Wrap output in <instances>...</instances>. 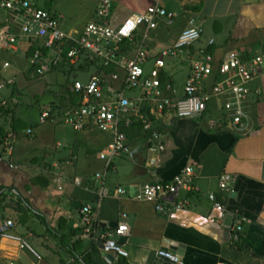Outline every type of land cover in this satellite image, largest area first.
Masks as SVG:
<instances>
[{
  "label": "crops",
  "instance_id": "obj_1",
  "mask_svg": "<svg viewBox=\"0 0 264 264\" xmlns=\"http://www.w3.org/2000/svg\"><path fill=\"white\" fill-rule=\"evenodd\" d=\"M100 1L31 0L36 9L58 18L62 32L74 40L95 20ZM107 1V20L113 27L153 4L175 15L170 25L162 22L156 30L141 27L136 32L135 38L145 34V48L151 54L170 47L193 18L203 33L189 48L191 55L203 50L212 55L215 64L230 51L244 59L264 57V0ZM7 23L9 15L0 10V24ZM209 40L213 41L210 46ZM138 47L125 56L133 58ZM26 49L21 44L15 53H0V77L12 78L16 86L33 78L26 68ZM5 63L10 67L4 71ZM148 64L145 71L150 69ZM116 69L121 78L123 73ZM163 70L166 83L174 90L166 95L181 98L190 73L187 55L165 58ZM215 81L214 72L206 89ZM248 87L250 93L243 101L247 118L237 128L228 123L210 128L211 121L220 123L224 115L216 99L209 100L197 120L177 118L170 112L153 117L152 128L163 145L156 153L149 152V134L138 121L122 126L129 152L115 157L107 171L98 154L113 141L111 132L93 127L76 131L59 120L39 125V111L34 109L24 130L11 135L10 154L0 156V227L11 221L9 232L32 251L0 239V264H143L160 251L178 256L183 264H264V75ZM126 95L147 114L139 90ZM17 106L15 115L19 117L24 107ZM28 130L30 134H26ZM149 160L154 161L153 166L148 165ZM8 163L18 168L10 169ZM188 166L194 169L198 190L179 191L177 199L186 202L182 209L159 213L153 202L136 200L139 186L170 183ZM97 174H105L106 196L99 195ZM223 175L234 178L226 188L220 186ZM117 188H123L126 195H114ZM209 194L224 206V213L213 208ZM85 206L91 207L89 236H83L80 220ZM122 215L129 230L120 242L127 253L123 258L101 250L102 237L112 232ZM240 218L249 223L241 224L240 238L232 242V229ZM172 247L177 248L175 253Z\"/></svg>",
  "mask_w": 264,
  "mask_h": 264
},
{
  "label": "built area",
  "instance_id": "obj_2",
  "mask_svg": "<svg viewBox=\"0 0 264 264\" xmlns=\"http://www.w3.org/2000/svg\"><path fill=\"white\" fill-rule=\"evenodd\" d=\"M0 10L10 17L9 24H0V53H15L20 45L24 44L27 48L25 52H31L26 57V68L30 70L32 76L44 77L53 67L61 63L76 70L86 63L91 64L96 61L105 66L113 65L123 73L121 78L117 73L98 74V68L95 65H89L85 71H76L70 80V91L77 96L78 100L76 106L61 112L60 115H54L55 113H52L49 107H44L38 117L39 125L59 120L64 126L76 131L93 127L103 133L111 132L113 141L98 154V158L105 164L106 171L111 168L115 157L129 152V146L121 128L129 126L133 121H138L142 130L149 134L150 153L163 149L158 132L152 128L153 117H160L170 112L177 118L197 120L203 116L211 99L221 102L224 115L220 117V123L211 121L210 128L221 127L226 123L233 128L242 126V121L247 118L243 110V101L250 93L248 85L256 77L264 75V57L261 55L244 60L239 53L230 51L218 64H215L211 54L203 50L191 55L189 48L200 40L203 33L202 28L193 18L188 20V27L179 34L170 47L151 54L145 48L144 34L134 57H126L121 50V43L132 42L139 28L144 27L146 31L156 30L162 22L168 25L172 23L175 15L157 4L149 6L144 13L125 18L120 25L113 27L107 20L109 3L107 0H101L96 10L95 20L88 23L75 40L62 32L58 18L36 9L31 0H0ZM212 43L213 41L209 40L207 45L210 46ZM179 54L187 55L190 73L183 88V96L172 98L166 93L172 95L174 90L170 84L161 82L160 72L164 69L165 58H176ZM146 61L152 62L151 68L147 71H145ZM90 66L96 67L97 70L91 74L86 86L74 80L77 73H86ZM9 67L10 64L5 63L2 69L5 71ZM214 72L216 81L209 86V89H206L207 81ZM13 83L12 78L0 82V91ZM131 90H139L142 94L146 102L144 111L147 114H143L138 105L126 96V93ZM30 133L29 130L26 131V134ZM12 141L5 143V152L8 155L12 151ZM2 161L3 158L0 157V162ZM148 165L153 166L154 161L149 160ZM8 167L18 168L10 163ZM193 178L194 169L188 166L170 183H145L139 186L135 198L153 202L159 213L180 210L186 202L177 199L179 191L198 190ZM95 179L100 183V197L106 196L108 192L103 187L105 174H97ZM233 180V177L223 175L220 186L226 188V185ZM75 183L78 184V180H75ZM114 195L125 196L126 191L123 188H117ZM208 200L216 211L224 213L225 208L217 201L215 195L209 194ZM90 214V206L81 209L83 236H89L91 232ZM242 223H249V220L240 218L232 229V242L238 240L235 233L241 232ZM12 227L11 221L5 222L0 227V239L17 243L20 248L32 251L21 238L9 232ZM128 232L125 215H122L117 227L102 237V252L117 257H127L126 251L114 237L124 238ZM157 254L171 264H183L178 256L166 251H160ZM7 264H14V262L10 261Z\"/></svg>",
  "mask_w": 264,
  "mask_h": 264
},
{
  "label": "trees",
  "instance_id": "obj_3",
  "mask_svg": "<svg viewBox=\"0 0 264 264\" xmlns=\"http://www.w3.org/2000/svg\"><path fill=\"white\" fill-rule=\"evenodd\" d=\"M141 37L134 38L132 42H122L121 43V50L126 53L132 52L136 47L139 46ZM30 51L27 52V55H30ZM244 59V58H243ZM244 60H248L244 59ZM89 65H95L98 68V74H106L110 75L113 73H116L117 69L113 65H103L99 61L93 62L91 64H84L76 70L72 67L66 66L64 63L58 64L56 67H53L50 71L49 74H53L54 76L56 75H62L65 78V84L61 87L63 89V92L60 95H54V99L51 101L49 100V105H43L42 107L39 105L38 102L33 107H25L21 109V114L22 116L17 117L15 115L16 110L18 109L19 106L18 104H11V100L13 97L17 95L16 98H18V94L20 90L17 88L16 84L13 83L11 85L5 86V88L0 91V156L3 155L5 152V143L7 141H11V135H16L20 131L24 130L23 128L26 127L27 123L26 120L27 118H30V116L35 113V111H40L44 107H49L52 113H55L54 115H60L61 112L73 108L77 104V96L71 93L70 91V80L71 78L74 77V74L76 71H85ZM30 72V70H29ZM28 72V73H29ZM31 73V72H30ZM1 76V75H0ZM31 77L35 79H39V77L32 76ZM4 79L0 77V82L3 81ZM160 80L162 83L166 84V79L164 77V70L160 72ZM9 89V95H6L3 91L5 89ZM47 90V88H46ZM39 107V108H38ZM36 109V110H34ZM34 117V116H33ZM30 122V121H29ZM2 191V188L0 187V192ZM2 194H0L1 198ZM237 238H240V233H235ZM235 247H240V244H235Z\"/></svg>",
  "mask_w": 264,
  "mask_h": 264
},
{
  "label": "rangeland",
  "instance_id": "obj_4",
  "mask_svg": "<svg viewBox=\"0 0 264 264\" xmlns=\"http://www.w3.org/2000/svg\"><path fill=\"white\" fill-rule=\"evenodd\" d=\"M148 63L147 69L152 66L151 61H148ZM6 72L8 73V70ZM63 84H65V78L62 75H56L53 77L46 75L44 78H31L20 81L19 85L17 84V87L21 88V92L18 94V98H16L17 95L13 97L11 104H19L25 108L31 107L38 102L41 107L43 105L48 106L49 100L52 101L55 94L60 95L63 92V89L61 88ZM3 92L9 93V89L7 88Z\"/></svg>",
  "mask_w": 264,
  "mask_h": 264
},
{
  "label": "water",
  "instance_id": "obj_5",
  "mask_svg": "<svg viewBox=\"0 0 264 264\" xmlns=\"http://www.w3.org/2000/svg\"><path fill=\"white\" fill-rule=\"evenodd\" d=\"M96 70H97L96 67L90 66L89 70L86 73H77L74 80L77 81V82H79V83H81L83 86H86L88 84V82H89V79H90L91 74L95 73ZM116 227L117 226H114L113 227V230ZM114 239L118 243H120L121 240H123V238H120V237H114ZM172 248H173L174 253H175V251H177L176 250L177 248H174V247H172ZM106 256H107V258H109V255H106ZM143 264H171V263H169L167 260H165V259H163V258H161V257H159V256H157L155 254L153 256H149L147 258V260H145V262Z\"/></svg>",
  "mask_w": 264,
  "mask_h": 264
}]
</instances>
